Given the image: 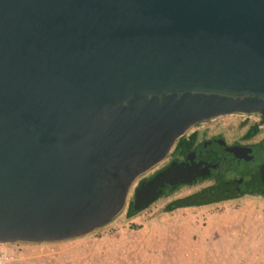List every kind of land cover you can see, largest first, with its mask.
<instances>
[{"label":"water","instance_id":"water-1","mask_svg":"<svg viewBox=\"0 0 264 264\" xmlns=\"http://www.w3.org/2000/svg\"><path fill=\"white\" fill-rule=\"evenodd\" d=\"M230 112H264V0H0V242L106 223L190 125Z\"/></svg>","mask_w":264,"mask_h":264},{"label":"rangeland","instance_id":"rangeland-1","mask_svg":"<svg viewBox=\"0 0 264 264\" xmlns=\"http://www.w3.org/2000/svg\"><path fill=\"white\" fill-rule=\"evenodd\" d=\"M242 116L239 112L204 119L181 135L207 125L206 134L221 130L230 141V134L242 130L231 123ZM224 121L230 125L224 127ZM260 137L264 138V122L250 139ZM134 181L120 211L86 233L62 240L0 243V248L13 252L6 264H264V197L245 194L201 204L168 205L206 184L205 179L179 184L128 214Z\"/></svg>","mask_w":264,"mask_h":264},{"label":"flooded vegetation","instance_id":"flooded-vegetation-1","mask_svg":"<svg viewBox=\"0 0 264 264\" xmlns=\"http://www.w3.org/2000/svg\"><path fill=\"white\" fill-rule=\"evenodd\" d=\"M233 113L239 112L217 116ZM241 114L243 116L237 117V121L231 124L238 129L242 128V130L239 133L230 134V136H233L230 141L224 137L221 130L206 134L207 125L193 128L185 135L177 137L157 163L135 176L132 198L127 206L129 207L131 204L133 206L136 190L141 191L156 173L167 168L165 179L168 181L163 180L157 185V193L153 199L165 194V191L171 190L179 184L194 183L206 179V184L191 190L187 194L176 197L185 198L191 195L189 199L193 200L195 196L192 193L203 186L217 184L218 178L227 181L225 188L234 189L236 192L231 196L213 201L238 198L245 194L264 197V173L259 171L260 165L264 164V138L260 137L254 141L250 139V136L256 132L257 127L264 122V112H241ZM254 115H256V118ZM203 121L205 120L200 122ZM229 123L224 121L222 125L227 127L230 125ZM179 141L182 143H179ZM141 195L142 193L139 192V197Z\"/></svg>","mask_w":264,"mask_h":264},{"label":"trees","instance_id":"trees-1","mask_svg":"<svg viewBox=\"0 0 264 264\" xmlns=\"http://www.w3.org/2000/svg\"><path fill=\"white\" fill-rule=\"evenodd\" d=\"M179 143H182V142L179 141ZM226 182H227L226 180L222 178H218L217 184H214V185L210 184V185L203 186L198 191L192 193V195L195 196L193 200L189 199L191 195L185 198L179 197L169 202L168 205L175 206V205H181V204H186V203H205V202L213 201L216 199H220L222 197H228V196L235 194L236 190L234 189L229 190L228 188H225ZM135 210L136 208H134L131 204L128 207L127 213L128 214L133 213Z\"/></svg>","mask_w":264,"mask_h":264},{"label":"built area","instance_id":"built-area-1","mask_svg":"<svg viewBox=\"0 0 264 264\" xmlns=\"http://www.w3.org/2000/svg\"><path fill=\"white\" fill-rule=\"evenodd\" d=\"M12 256L13 252L9 248H0V264H6Z\"/></svg>","mask_w":264,"mask_h":264}]
</instances>
